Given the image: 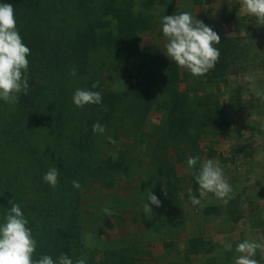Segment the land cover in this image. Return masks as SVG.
I'll list each match as a JSON object with an SVG mask.
<instances>
[{
	"label": "rangeland",
	"instance_id": "obj_1",
	"mask_svg": "<svg viewBox=\"0 0 264 264\" xmlns=\"http://www.w3.org/2000/svg\"><path fill=\"white\" fill-rule=\"evenodd\" d=\"M165 1L233 39L247 57L237 66L245 70L233 74L230 69L220 84L193 83L186 92L189 104L182 127L175 124L180 119L171 106V93L139 91L126 97L122 130L106 126L104 134L78 123L68 98L66 118L60 119L61 96L52 97L46 90L19 96L16 104L0 100V223L11 200L21 206L37 241L34 258L41 252L54 260L65 254L62 241L68 238L77 208L70 205L74 192L67 193L68 184H62L67 172L69 181L83 185L76 195L83 215L77 223L81 235L75 255L85 257L86 264H234L236 255L224 250V243L238 240L231 223L237 213L232 210L246 212L251 202L264 209V196H258L264 185L254 181L264 177V102L256 95L264 92V25L240 13V0ZM234 5L239 6L235 20L222 24ZM159 30L143 33L141 48L165 50L167 41ZM125 85L120 79L116 90ZM178 86L186 90L184 81ZM162 102L169 103L166 126L161 125L167 119ZM83 139L95 143L86 144L76 156ZM194 156L200 161L188 168L187 160ZM209 158L219 160L233 191L224 199L209 194L205 206H193L188 190L199 195L193 174ZM52 167L60 173L55 188L43 180ZM149 191L161 205L150 204L153 215L145 216ZM106 208L114 213L111 217ZM252 220L246 214L241 225ZM191 237L204 238L213 253L191 257L184 251Z\"/></svg>",
	"mask_w": 264,
	"mask_h": 264
},
{
	"label": "trees",
	"instance_id": "obj_2",
	"mask_svg": "<svg viewBox=\"0 0 264 264\" xmlns=\"http://www.w3.org/2000/svg\"><path fill=\"white\" fill-rule=\"evenodd\" d=\"M0 3L13 5L17 28L23 42L30 48L27 95H38L46 90L52 97L61 96L60 119L66 118L63 115L65 99L72 101L77 88L87 89L102 95V106L77 108L73 104V118H77L80 124L86 122L93 126L99 122L120 131L125 98L139 91H154L155 94L171 93V98H174L171 106L179 113L180 119L175 124L182 127L189 104L186 92L193 83L200 87L216 82L220 84L227 81L230 69L233 74L245 70L237 66L247 57L243 56L234 40L227 37L220 36L221 43L216 45L220 56L214 69L201 77H194L179 68L167 57L165 50L155 53L149 47L141 48L143 33L160 27L159 35L163 36L161 19L164 15L184 12L183 8L168 6L165 0H0ZM238 8L234 5L222 24L228 19L234 21ZM261 62L263 64V59ZM72 68L77 70L75 76L69 75ZM120 79H124L126 85L116 90ZM96 81H99V86L93 89L92 84ZM181 81L186 83L185 91L179 89ZM23 95L21 93L20 97ZM159 106L162 111L166 110L167 119L161 122L166 126L169 103L162 102ZM78 142L80 146L76 156L86 144H94L95 140ZM69 174L62 176V184H68L67 193L74 192L70 205L77 208L62 247L65 254L75 261V248L79 246L76 243L81 235L77 223L82 221L83 208L81 199L76 196L78 190L69 181L72 180ZM213 251L211 244L201 237H191L185 247V252L193 256L209 255ZM42 253L45 255L47 252L38 255L42 256Z\"/></svg>",
	"mask_w": 264,
	"mask_h": 264
},
{
	"label": "clouds",
	"instance_id": "obj_3",
	"mask_svg": "<svg viewBox=\"0 0 264 264\" xmlns=\"http://www.w3.org/2000/svg\"><path fill=\"white\" fill-rule=\"evenodd\" d=\"M240 13L255 17L257 26L264 25V0H240ZM161 24L163 36L167 41L164 46L166 55L179 68L194 77L204 76L214 69L220 56L216 45L221 43V37L212 27L197 19L191 12L164 15ZM29 55L30 48L23 42L17 28L13 5L0 3V100L6 104L18 103L20 94L27 95L29 92ZM76 74L75 68L70 69L69 75ZM98 86L99 81L92 84L93 89ZM256 95L264 102V92L258 91ZM72 102L77 108L87 105L102 106V95L97 91L77 88L72 95ZM92 131L94 134H104L106 126L96 122ZM199 161L198 156L190 157L187 160L188 168H195ZM59 174V169L52 167L44 174L43 180L55 188L59 183ZM193 175L199 186L198 196L193 194L192 189L188 190L193 206H205L203 202L209 199V194L217 199H224L233 191L232 185L225 177L223 166L215 158L203 161ZM72 187L79 190L83 185L79 180H73ZM162 191L167 196V189ZM10 204L3 223H0V264H86L85 257L81 256L73 261L64 253L56 260L47 254L38 259L34 258L38 245L32 229L28 226L29 220L18 203L11 200ZM150 204L156 207L161 205V201L152 191L148 192L147 203L143 205L145 216L153 215ZM104 211L108 217L114 214L107 208ZM224 250L233 251V245L224 243ZM258 250L264 254V243L248 239L238 243L234 251L239 255L236 256L234 264H261V261L255 258Z\"/></svg>",
	"mask_w": 264,
	"mask_h": 264
},
{
	"label": "crops",
	"instance_id": "obj_4",
	"mask_svg": "<svg viewBox=\"0 0 264 264\" xmlns=\"http://www.w3.org/2000/svg\"><path fill=\"white\" fill-rule=\"evenodd\" d=\"M262 182L264 185V177L259 176L258 179H255L254 181ZM255 182V183H256ZM264 187V186H262ZM253 196V195H252ZM255 196V195H254ZM260 198H263L264 191H261L258 195ZM254 199L258 197H253ZM232 212H236L237 215H233L231 217V223L236 227V235L238 236V240L236 239L235 244H233V251H230L231 254H235L236 256L239 255L235 253L234 249L236 245L240 242H243L245 239L248 240H255L256 242L264 243V209H258L256 205H254L252 202L251 204L246 208V212L242 211L241 209H233ZM248 214L253 219L249 224L242 226L241 220L245 217V215ZM242 226V227H241ZM185 251V249H184ZM202 254L196 255L200 256ZM262 254L259 250L257 251L256 259L261 261V264H264V259H262ZM191 257L193 255H190Z\"/></svg>",
	"mask_w": 264,
	"mask_h": 264
}]
</instances>
